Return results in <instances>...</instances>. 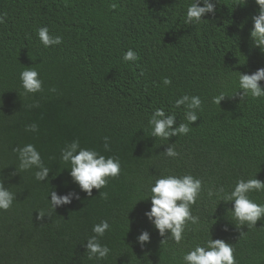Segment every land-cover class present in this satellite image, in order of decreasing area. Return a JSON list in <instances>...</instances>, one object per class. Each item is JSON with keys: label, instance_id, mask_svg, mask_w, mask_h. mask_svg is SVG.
<instances>
[{"label": "trees", "instance_id": "obj_1", "mask_svg": "<svg viewBox=\"0 0 264 264\" xmlns=\"http://www.w3.org/2000/svg\"><path fill=\"white\" fill-rule=\"evenodd\" d=\"M193 2L0 0V17L6 16L0 24V178L16 196L10 211L0 210V264H183L184 254L210 238L231 244L237 264H264V219L252 230H237L233 203L207 196L209 188L220 187L230 194L240 179L264 182V98H231L240 91L239 73L264 68V53L250 39L259 10L254 0L236 8V0H218L214 16L185 25ZM42 27L63 42L45 49L37 35ZM129 49L140 57L135 64L123 62ZM25 70L39 72L43 92L24 93ZM221 93L229 98L213 104ZM184 95L199 96L203 107L189 134L169 141L151 137L156 109L175 115L176 126L187 123L184 107H173ZM30 125L38 131H25ZM105 138L111 151L104 150ZM74 141L118 159L119 179L94 189L92 197L81 192L70 164L61 160V151ZM28 144L50 169L45 182L35 179V168L12 175L20 163L14 149ZM173 146L177 159L164 153ZM168 175L203 181L192 208L200 224L188 225L199 230H186L181 245L171 239L161 245L165 238L145 216L150 188ZM52 191L75 192L80 199L39 221V211H50ZM249 195L264 205V192ZM101 221L110 231L97 239L110 253L105 260H89L86 243ZM144 231L150 243L142 250L137 238Z\"/></svg>", "mask_w": 264, "mask_h": 264}, {"label": "clouds", "instance_id": "obj_2", "mask_svg": "<svg viewBox=\"0 0 264 264\" xmlns=\"http://www.w3.org/2000/svg\"><path fill=\"white\" fill-rule=\"evenodd\" d=\"M247 0H236L234 8L244 6ZM258 7V14L252 17L253 28L250 32L252 46L264 53V0H254ZM203 4V7L200 6ZM218 0H194L187 7L185 25H198L201 23L206 14L216 13V5ZM65 7L68 4L65 3ZM115 10L116 5L110 6ZM6 16L0 17V24L5 22ZM38 39L45 49L53 46H59L63 40L62 37H53L49 34L47 27L38 29ZM139 55L129 49L123 55V62L135 64L139 61ZM143 75V72L140 73ZM21 86L24 93L35 95L43 92V81L40 79L39 72L35 70H25L20 74ZM261 81H264V68L258 69L254 74L239 73V89L231 98H239L242 102L245 98L250 97L252 100L264 98V88H261ZM171 79L164 78L163 84L170 86ZM55 92V89H51ZM229 98L224 93L213 97L212 103L220 106L221 102ZM184 107V118L187 123H180L176 126L177 120L175 115H166L163 108L156 109L150 120L149 125L152 127L150 136L155 139L169 141L172 137L186 136L190 132L189 125L196 124L199 117L197 111H203L202 100L199 96L184 95L175 101L173 107L179 109ZM39 107V105H33ZM25 131L37 132L36 125H30ZM104 150L111 151L109 141L104 139ZM18 153L19 168L12 175L19 172H27L33 168L38 169L35 172V179L39 182H45L49 177L50 169L46 167L42 161L41 155L35 146L28 144L27 146L14 149ZM165 156L170 159L179 158L180 154L175 151V147H167L164 151ZM61 160L64 164H70V177L81 192L86 193L88 197H92L93 190L100 192L101 189L108 186L109 180H117L121 175V164L118 159L106 158L99 155L94 150L81 149L79 141H74L61 151ZM204 191L203 181L193 177L192 175H184L177 177L168 175L155 181L154 186L150 188L151 209L145 213V216L154 225L159 236L165 239L161 240V245L167 243L171 239L176 245H181L184 241V234L187 231H198L199 227L189 229L188 225L199 226L200 218L193 216L192 208L197 204L202 192ZM264 192V182L259 179H249L245 181L240 179L236 182L234 190L230 194L225 192L223 187L213 190H207V196L211 199L216 196L220 202L225 204L233 203L232 213L233 220L236 222L237 230L243 229L247 225L248 230L256 228L257 222L264 219V205L253 202L250 193ZM102 199H108L107 193L101 194ZM50 211L45 213L43 210L38 212L37 220L43 221L47 217L50 219L52 212L56 208L70 205L73 199L79 200L80 197L75 192H71L65 196H58L55 191L50 193ZM16 196L4 187L3 178H0V210L4 212L10 211ZM110 231V225L107 221H101L94 225L93 236L87 240L86 253L89 260H105L110 249L100 243L97 238H103L106 232ZM223 231L227 232L225 227ZM170 234V235H169ZM244 232H240L243 236ZM137 242L143 250L144 245L150 243V235L147 231L142 232ZM183 264H237L235 249L231 244L223 240L210 238L203 245H197L193 250L188 251L182 256Z\"/></svg>", "mask_w": 264, "mask_h": 264}]
</instances>
